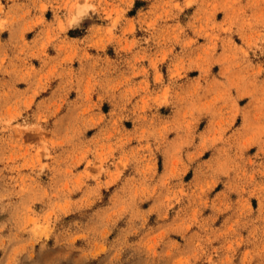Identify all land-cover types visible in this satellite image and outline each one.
<instances>
[{"label": "clouds", "instance_id": "obj_1", "mask_svg": "<svg viewBox=\"0 0 264 264\" xmlns=\"http://www.w3.org/2000/svg\"><path fill=\"white\" fill-rule=\"evenodd\" d=\"M0 264H264V0H0Z\"/></svg>", "mask_w": 264, "mask_h": 264}]
</instances>
